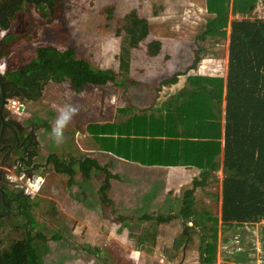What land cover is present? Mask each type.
Here are the masks:
<instances>
[{
  "label": "trees",
  "instance_id": "1",
  "mask_svg": "<svg viewBox=\"0 0 264 264\" xmlns=\"http://www.w3.org/2000/svg\"><path fill=\"white\" fill-rule=\"evenodd\" d=\"M59 1L54 0L55 8ZM206 3V20L199 25L193 38L192 63L186 71L197 69L203 59L217 55L228 43L227 80L222 76L189 75L185 88L175 97L178 103L171 108L182 113L174 121L173 130L168 128L167 131L161 125L162 117L150 109L136 111V106L129 105L133 119L147 122L144 130L118 127V132L100 133L104 149L142 165L203 168L202 177L184 191L182 205L168 213L156 210L142 214L138 217L142 226L136 229L128 224L134 216L121 214L110 197L113 179L120 178L110 164L102 165L97 158L87 155L72 156L67 160L50 154L48 160L53 162L57 172L70 176V185L76 183L75 176L79 172L84 180H89L93 174L98 176L103 209L111 208L113 213H119L115 219L128 227L131 240L128 245L134 250L152 255L161 225L178 221L184 229L179 237L184 245L194 234H199L202 262L216 264L220 232L232 227L237 229L239 225L255 226L259 222L262 225L259 232L264 240V224L261 223L264 219V10L260 8H264V0H206ZM113 9L114 6H110L105 10L109 21L116 19ZM117 21V33L123 36L119 70L93 67L86 60L75 57V48L60 50L55 46H41L37 48L36 59L27 66L18 65L8 75L32 91L25 95L29 98L38 97V84L44 80L67 82L77 93L91 86L114 84L127 90L139 85V81L130 76L133 50L146 43L148 55L155 57L161 54L163 41L149 38L150 19L139 15L137 9ZM181 73L165 78L161 86L175 82ZM165 109H155L154 112H164ZM167 116L164 114L165 118ZM43 126L51 127L46 121ZM106 126H119V122ZM131 141L138 142L134 150H130ZM25 152L22 151L21 155ZM221 167L226 170L222 213L199 212L195 207L196 189L205 184L211 170L219 171ZM4 192L6 200L14 204L13 208L8 207L0 199V264H43L36 242L47 240V236L38 228L39 220L34 213L36 204L22 190ZM65 238L61 232L52 235L54 240ZM184 250L186 252V248Z\"/></svg>",
  "mask_w": 264,
  "mask_h": 264
},
{
  "label": "rangeland",
  "instance_id": "2",
  "mask_svg": "<svg viewBox=\"0 0 264 264\" xmlns=\"http://www.w3.org/2000/svg\"><path fill=\"white\" fill-rule=\"evenodd\" d=\"M202 3L203 0H60L57 8L54 6L51 11L46 10L42 16L33 15V20L27 21L21 27L18 46L14 50L15 56L2 60L0 64L4 69V61L6 63L9 61V69L15 71L14 68L18 65L27 66L37 58V48L55 46L61 50L75 48V57L86 60L93 67H112L119 70L123 36L117 33V19L124 18L137 9L139 15L150 19L149 38L161 39L163 51L155 57L149 56L146 51L135 52L130 76L134 73L139 74V70L143 71L146 76H139V80L146 85H143L144 90L139 91L133 87L130 88L129 95L136 101L142 95H147L148 99H151L152 96H156L154 92L156 81L153 80V75H156V78L158 75L171 76L178 70H185L191 65L193 38L198 32L199 25L205 22L207 16L202 10ZM110 6H114L113 15L116 18L112 21L108 20L109 14L105 11ZM262 10H264L263 7ZM29 26H32L30 30ZM142 49H146L145 45ZM214 62H217L219 72L225 71L222 57ZM210 64L206 61L199 66H204L205 69ZM210 67L214 68L213 65ZM86 91L96 111L88 110V114L83 118L79 110L65 129L64 142L59 144L53 138L52 131L51 133L49 131L53 126L48 129L43 126V123L49 122L50 126L54 124L60 110L66 104L70 103L78 107V101H81L83 106L84 97L73 94L70 84L46 81L42 85L41 94L35 100L22 99V95L18 94L15 104L11 102L12 100L6 103L7 109L13 111L11 116L18 122L25 125L29 123V120L33 121L32 124L36 127V142L35 144L33 142L30 147L34 146L36 156L33 162H31L32 159H29L30 162L24 159L21 163L18 156L7 162L5 151L0 153V170L2 171L0 199L2 191L22 190L36 204L34 213L39 220L38 228L47 236V240L41 239L36 242L39 244H36V247L39 246L38 252L42 263L204 264L199 251V234H194L185 246L179 238L184 229L178 221H172L159 229L157 245L152 255L134 250L133 246L128 245L130 240L128 227H124L122 222H117L118 220L115 219L119 213H113L111 208L103 209V200L99 191L101 182L98 176L93 174L89 180H84L83 174L79 172L75 176L76 183L70 185V176L57 172L53 162L49 163L50 154L67 160H70L72 156L79 157L84 154L96 157L101 162L111 161L113 171L125 179L122 178L121 183L115 181L118 179L113 180L109 191L110 197L121 214L134 216L128 224L136 229L142 226L138 217L144 213L143 210L169 209L132 205L133 201L127 197L128 186L126 185L128 168H132V165L126 161H118L108 152L96 153V149L87 141L88 131L86 132L83 128L78 130L82 132L77 131L78 124L84 121L83 119L86 123L93 121L95 116V120L99 122L112 119L116 109L129 99L124 94V89L108 84L103 87L91 86ZM164 96L165 94H162L161 99ZM87 104L89 106V103ZM22 105L23 110L20 111ZM100 107L110 116L101 115L100 117L98 115ZM9 129L12 133V128ZM198 171L200 170L197 168L191 169V176L185 174L181 183L176 184L175 187L177 189H182L185 185L191 187L197 178L202 177L200 174L198 176L194 174ZM146 177L151 180L149 178L153 176ZM220 186L221 179L220 182L217 180L214 182V191L209 188L206 192L200 191L197 194L199 204L196 209L199 212L211 209L219 213L221 204L217 195ZM209 190L213 192V195L208 194ZM13 204L12 201L10 205L12 208ZM241 226L243 225L238 227ZM197 229L199 231L200 227ZM57 232L63 233L66 238L52 239V235ZM255 232L257 233L253 234L252 231V234H219L216 264H264V240H262V234H258L256 229ZM226 251L229 253L247 251L248 260L234 261L235 257Z\"/></svg>",
  "mask_w": 264,
  "mask_h": 264
},
{
  "label": "crops",
  "instance_id": "3",
  "mask_svg": "<svg viewBox=\"0 0 264 264\" xmlns=\"http://www.w3.org/2000/svg\"><path fill=\"white\" fill-rule=\"evenodd\" d=\"M53 2H54V0H53ZM54 6H55V3H54ZM202 6H203L202 10H204V13H205L204 15H207L206 0H203ZM46 10L50 11L49 8H47ZM232 16H234V12L232 13ZM143 45H145L146 49L140 48V49H134L133 50V52H132L133 61H135L134 60L135 59V56H134L135 52L138 53V51L141 50L144 52L146 51V54H148L147 53V44L144 43ZM224 47H225V45L222 48H224ZM220 57H222L223 61H224V68H225L224 72H222V71L219 72L218 67H217V62L216 63L214 62L216 59H218ZM170 58H171V56H170ZM228 59H229V48H228V43H227L226 49H222V51L220 50L217 55H214L212 57H207L199 63V64H201L202 62L209 61L211 63L210 65H213L214 68H211L210 65H209V67H207L205 69H204V66H198L197 69L190 71V72H187L186 69L190 66L189 65L185 70H181L182 73L179 75V78L175 82L170 83V84H165V85H163V87L161 86L162 80H164L165 78H168L170 76L161 77L160 75H158V77L156 78V75H153L152 76L153 80L156 81L155 82L156 87L154 90V92L156 93V96L154 95V96H152L151 99H148L147 95H142L141 97H139V100L136 101L135 99H133L129 95L130 88L133 87L137 91H139V90H144L143 88L145 86H143V85H146L145 82H142L139 80V76L145 77L146 74L143 71L139 70V72H140L139 74H135V73L132 74V77L135 80L139 81V85H133L130 88H128L127 90L125 88H121V89H124V92H125L124 94H126V96L129 98L128 101L120 107L123 110L121 109V111H120V108H117L116 113L114 114V116H112L113 118L108 120V121L102 122L100 120V122H99V121L95 120L96 116L94 117V120L91 121L90 123H86L85 119H83L84 121L79 120L80 122L78 124L77 131L80 128H83L86 132L88 131L87 132L88 133L87 141H88V143H91L93 145V147L96 149V153L108 152V153L112 154V156L117 158L118 161H126L128 164L132 165V168H128V178H127V182H126V185L128 186L127 197L129 200L133 201L132 205L137 206V207H164V208H169V209L154 208L151 210H143L142 212L149 213V212H153V211L158 210V211L168 213V212H171L172 210H174V208H178L180 205H182L184 191L188 187L185 185L182 189H177L175 187V185L178 183H181V181L184 179L182 177L185 174H187V175L190 174L189 176H191V173H192L191 169H193V168L199 169L200 171H198V173H194L196 176H198V174L201 175L204 173L203 168L197 167V166H185V165H180V166H175V165L146 166V165H142L140 163L131 161L129 159L122 158V157L118 156L116 153H114V151H111L108 148L104 149L102 146V141L100 140V137L102 136V135H100V133L102 131L109 133V134H111L112 132H118L119 131L118 127H120L122 130H144V125L147 122L145 120L133 119L132 110H129V105L136 106L137 107L136 111H139L142 109L143 110L144 109H150V112L162 117L163 120H162L161 125L164 128H166L167 131H168V128H171L172 130L175 129L174 128V121L177 118H179L182 113L178 112V110L176 108H173V109H171V108L174 107L178 103L175 100V97H177L179 92L182 91L188 76L189 75H191V76L207 75V76H213V77L214 76L215 77L216 76H222V77H224L225 80H227ZM140 69H142V68H140ZM178 72H179V70L175 73H178ZM147 77H149V76L147 75ZM46 81H52V80H44V81L40 82L38 84V89H39L40 84H43ZM158 81H160V83ZM57 83H59V82H57ZM86 90H84L80 93H77V92L72 90L73 94L84 97L85 103H83V106H82V102L78 101V107L81 110L80 115L83 118L88 114V112H87L88 110L92 111V112H93V110L96 111V109L94 108V105H91L92 100H90L88 98V96H87L88 94H87ZM27 92H32V91L27 90ZM38 93L40 95L41 91H39ZM225 93H226V89H225ZM26 94L27 93L22 94V99H31L29 97H25ZM162 94H165L163 99H161ZM87 103H89V106ZM225 105H226V102L224 99L223 105H222V108H223L222 121H223V123L225 122ZM126 108H127V110H125ZM165 108H170V110L168 111V109H165ZM155 109H157V110L165 109V111L164 112H154ZM89 114H90V112H89ZM164 114H168L167 118L164 117ZM98 115L100 117H101V115L110 116L108 113L103 112L101 107H100V110H98ZM164 119H166V120H164ZM112 122H119V126H115V127L106 126L107 123H112ZM52 126H53V124L51 125V127ZM49 131L51 133L52 130H49ZM78 132H82V131H78ZM137 145H138V142H135V141L129 142L130 150H134ZM83 156H85V155L83 154ZM87 156H90V155H87ZM90 157H93V156H90ZM94 158H96V157H94ZM19 161H21V159ZM99 162L102 165L110 164V166H111V164H112L111 161H109V162L99 161ZM111 169H112V166H111ZM147 175L153 176L152 178H149L151 180H148V178L146 177ZM225 175H226V170L224 167H221L219 171L218 170L216 171L215 169H213L208 173V176H207L208 180H206L205 184L200 186L201 188H205V190H201V188L197 187V193L195 194V207L196 208L199 204V197L197 194L200 191L206 192L207 189H209V188H211L212 191H214V182L216 180L220 182V179H221V186H220V190H218V195H217V198L218 199L220 198V204H221V206H220L221 209L219 210V213L215 212L214 210L212 211L211 209L205 210V211H212L213 214L216 213V214L221 215V213H222V198H223V180L225 178ZM122 178L125 179V177H121L120 179L118 178V180H115V181H117V183H121ZM151 184H154V185L151 187L150 186ZM112 185H113V181H112ZM212 191L209 190L208 194L213 195ZM212 199H214V198H212ZM261 223L264 224V219L261 221ZM166 225H168V224L161 225V227L166 226ZM259 226H260L259 222L256 223L255 226H249V224H245L241 227H237V229H235L234 227H232L230 229L228 228L223 233L220 232V234H252L251 233L252 231H253V234H255V233H257V232H255V229H256V231L259 232V228H260ZM245 228H247L249 231ZM258 234H260V232ZM226 252L229 253L228 251H226ZM229 254L235 257L234 261H240V260H246L247 261L248 260V257H246L247 251L246 252L234 251V252L229 253ZM230 259H233V258H230Z\"/></svg>",
  "mask_w": 264,
  "mask_h": 264
},
{
  "label": "flooded vegetation",
  "instance_id": "4",
  "mask_svg": "<svg viewBox=\"0 0 264 264\" xmlns=\"http://www.w3.org/2000/svg\"><path fill=\"white\" fill-rule=\"evenodd\" d=\"M53 7V0H0V62L15 56L14 50L18 46L21 27L27 21L33 20V15L40 14L42 16L47 8L51 11ZM31 28L32 26H29V30ZM4 64V70L0 73V153L5 151L7 162L18 156L22 163L24 159H31L36 152L33 150L34 146L30 147L33 142L34 144L36 142V127L30 120L25 125L18 122L11 116L13 111L7 109L6 103H10L12 100L11 102L15 104L18 94L27 93V88L23 87L21 82L16 83L10 78L8 75L10 72L9 61L7 63L4 61ZM0 66L2 65L0 64ZM42 85L40 84L39 91H41ZM32 99L35 100L36 97H32ZM9 128H12V133ZM24 150L26 151L25 155H21ZM35 156L36 154L33 157ZM31 162H33V158ZM2 199L6 205H11L10 201L6 200L4 191H2Z\"/></svg>",
  "mask_w": 264,
  "mask_h": 264
},
{
  "label": "clouds",
  "instance_id": "5",
  "mask_svg": "<svg viewBox=\"0 0 264 264\" xmlns=\"http://www.w3.org/2000/svg\"><path fill=\"white\" fill-rule=\"evenodd\" d=\"M3 66H0V73L3 72ZM79 107L73 104H66L60 110L52 127V136L56 143H63L65 140V129L72 121L73 117L79 113Z\"/></svg>",
  "mask_w": 264,
  "mask_h": 264
},
{
  "label": "water",
  "instance_id": "6",
  "mask_svg": "<svg viewBox=\"0 0 264 264\" xmlns=\"http://www.w3.org/2000/svg\"><path fill=\"white\" fill-rule=\"evenodd\" d=\"M23 109V105L20 107V111ZM0 176H2V171L0 170ZM1 178H0V183H1Z\"/></svg>",
  "mask_w": 264,
  "mask_h": 264
},
{
  "label": "built area",
  "instance_id": "7",
  "mask_svg": "<svg viewBox=\"0 0 264 264\" xmlns=\"http://www.w3.org/2000/svg\"><path fill=\"white\" fill-rule=\"evenodd\" d=\"M260 8H262V7H260Z\"/></svg>",
  "mask_w": 264,
  "mask_h": 264
}]
</instances>
